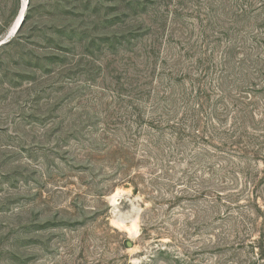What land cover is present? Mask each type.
Wrapping results in <instances>:
<instances>
[{"label": "rangeland", "instance_id": "rangeland-1", "mask_svg": "<svg viewBox=\"0 0 264 264\" xmlns=\"http://www.w3.org/2000/svg\"><path fill=\"white\" fill-rule=\"evenodd\" d=\"M14 37L0 264H264V0H33Z\"/></svg>", "mask_w": 264, "mask_h": 264}, {"label": "water", "instance_id": "water-1", "mask_svg": "<svg viewBox=\"0 0 264 264\" xmlns=\"http://www.w3.org/2000/svg\"><path fill=\"white\" fill-rule=\"evenodd\" d=\"M30 0H22L21 7L17 16L15 17L7 35L0 40V46L8 42L12 37H14L19 31L21 25L24 22L27 9L29 7Z\"/></svg>", "mask_w": 264, "mask_h": 264}, {"label": "trees", "instance_id": "trees-1", "mask_svg": "<svg viewBox=\"0 0 264 264\" xmlns=\"http://www.w3.org/2000/svg\"><path fill=\"white\" fill-rule=\"evenodd\" d=\"M32 3H33V0H30V2H29V7H28V9H27V12H26V15H25L24 22H23V24L21 25L19 31L23 28V26L25 25V22H26V21L29 19V17H30V12H31V9H32ZM16 5H17V8H16V10H15V15L18 14L19 8L21 7V0H16ZM16 13H17V14H16ZM19 31H18V32H19ZM18 32H17V33H18ZM1 39H2V38H1ZM1 39H0V40H1ZM14 39H15V37H12L8 42H6L5 44L1 45V46H0V50H1V49H4V48L7 47V46H10L11 44H13Z\"/></svg>", "mask_w": 264, "mask_h": 264}]
</instances>
